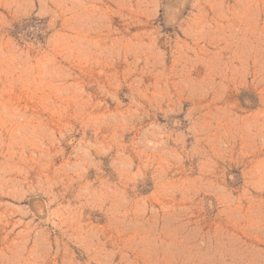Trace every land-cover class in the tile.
<instances>
[{
	"label": "rangeland",
	"instance_id": "374dc122",
	"mask_svg": "<svg viewBox=\"0 0 264 264\" xmlns=\"http://www.w3.org/2000/svg\"><path fill=\"white\" fill-rule=\"evenodd\" d=\"M0 264H264V0H0Z\"/></svg>",
	"mask_w": 264,
	"mask_h": 264
}]
</instances>
